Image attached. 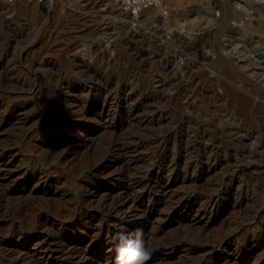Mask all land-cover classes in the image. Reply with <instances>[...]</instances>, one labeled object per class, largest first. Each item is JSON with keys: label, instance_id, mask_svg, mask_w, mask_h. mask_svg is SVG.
I'll use <instances>...</instances> for the list:
<instances>
[{"label": "rangeland", "instance_id": "obj_1", "mask_svg": "<svg viewBox=\"0 0 264 264\" xmlns=\"http://www.w3.org/2000/svg\"><path fill=\"white\" fill-rule=\"evenodd\" d=\"M165 3L0 0V264H264V0Z\"/></svg>", "mask_w": 264, "mask_h": 264}, {"label": "bare ground", "instance_id": "obj_2", "mask_svg": "<svg viewBox=\"0 0 264 264\" xmlns=\"http://www.w3.org/2000/svg\"><path fill=\"white\" fill-rule=\"evenodd\" d=\"M258 2V1H257ZM256 4V3H255ZM260 4H262V3H260ZM258 5H259V2H258ZM148 10H150V9H148ZM208 10V9H207ZM147 10H145L144 12H142L141 14H140V17H142L143 15H145L144 13L146 12ZM123 14V13H122ZM125 15V14H124ZM126 16V15H125ZM242 17V16H241ZM241 17H240V20H241ZM239 18V17H238ZM238 18H236L237 20H238ZM243 18V17H242ZM129 19H131L130 17H129ZM235 19V20H236ZM240 20H238V21H240ZM243 20V19H242ZM244 21H246V20H244ZM136 22V21H135ZM243 22V21H242ZM242 22H241V24H242ZM244 24V23H243ZM251 30V29H250ZM262 30H264V29H262ZM252 31V30H251ZM264 31H261V32H259V35H260V37L262 36V37H264V33H263ZM251 33V32H250ZM215 35V34H214ZM233 45V44H232ZM234 49V48H233ZM223 50V49H222ZM225 50V49H224ZM232 57H235V56H232ZM239 57V56H238ZM241 60V59H240ZM255 61V60H254ZM243 62V61H242ZM254 63V62H253ZM258 63H260V62H258ZM260 65H261V63H260ZM253 66V65H252ZM262 68V67H261ZM254 69V68H253ZM263 70V69H262ZM260 72H261V70H260ZM262 74H264V70H263V72H262ZM262 74H260V75H262ZM258 77V76H257ZM259 78H260V76H259ZM262 78V77H261ZM263 79V78H262ZM2 119V118H1ZM53 128V127H52ZM52 130V129H51ZM165 143H167V141H169L170 142V140H169V138L168 137H166L165 138ZM163 144H164V142H163ZM168 144V143H167ZM176 146V145H175ZM185 153V152H184ZM63 160V159H62ZM158 166V165H157ZM196 166V164H194V166L193 167H195ZM178 167V166H177ZM170 170V169H169ZM173 170H175L174 168H173ZM186 170V169H185ZM52 171V170H51ZM172 172V171H171ZM187 172H188V169L186 170V171H184V175L186 176L187 175ZM191 173H193L192 171H190V174ZM126 177V176H125ZM112 178V177H111ZM122 179V178H121ZM123 180V179H122ZM175 180V179H174ZM187 180V179H186ZM186 180H184L183 179V181H178V179H176V181H174L173 183H169L168 185H166V189H167V187H171V186H173L174 184H176V183H178V182H184V181H186ZM127 181V180H126ZM154 181V180H153ZM198 182V181H197ZM74 186V185H73ZM197 186V185H196ZM154 187V186H153ZM195 187V186H194ZM157 189V188H156ZM159 189V188H158ZM149 190V189H148ZM155 190V189H154ZM147 191V190H146ZM148 192V191H147ZM158 193V192H157ZM90 194V193H89ZM163 194V193H162ZM218 194V193H217ZM148 195V194H147ZM219 195V194H218ZM184 197V196H183ZM211 197V196H210ZM82 198V197H81ZM80 198V199H81ZM91 198V197H90ZM94 198V197H93ZM92 198V199H93ZM79 199V200H80ZM139 199V198H138ZM133 200V199H132ZM208 200V199H207ZM212 200V199H211ZM110 201V200H109ZM216 201V200H215ZM77 202V201H76ZM92 202V201H91ZM106 202V200H104L103 202H102V205H103V208L105 209V213H107L108 215H110V216H117L118 214H126V211H123L125 208H127V209H130V208H132L131 206H133V201H130V199L129 198H127V197H122L121 196V198L119 199V201H117V202H115V203H112V204H110L109 202H108V204H109V206H106V204L107 203H105ZM135 202V201H134ZM189 202V201H188ZM191 202V201H190ZM200 202H202V201H200ZM206 202V201H205ZM209 202H210V200H209ZM78 203H80V202H78ZM81 203H82V201H81ZM87 203V202H86ZM202 203H204V202H202ZM185 204V203H184ZM206 204H207V202H206ZM209 204V203H208ZM216 204V203H215ZM199 205V204H198ZM210 205V204H209ZM105 206V207H104ZM193 205H190V206H188V207H185V208H187V209H189L190 207H192ZM205 206V205H204ZM206 206H208V205H206ZM212 206V205H211ZM99 207H100V205H99ZM213 207V206H212ZM100 208H102V207H100ZM102 208V209H103ZM202 208V207H201ZM133 209V208H132ZM205 209H206V207H205ZM210 209H212L211 207H210ZM209 209V210H210ZM20 210V209H19ZM23 210V209H22ZM101 210V209H100ZM193 210V209H192ZM208 210V209H207ZM50 211V210H49ZM48 211V212H49ZM139 211V210H138ZM146 211V210H145ZM22 212V211H21ZM55 212H56V210H55ZM55 212H54V214H55ZM85 212V211H84ZM19 213V212H18ZM17 213V214H18ZM58 213V211L56 212V214ZM60 213H62V212H60ZM137 213V212H136ZM19 214H21V213H19ZM53 214V213H52ZM63 214V213H62ZM77 214V213H76ZM141 214V213H140ZM139 214V215H140ZM34 215V214H33ZM58 215L59 214H57V217H58ZM64 215V214H63ZM78 215V214H77ZM106 215V214H105ZM138 215V216H139ZM19 216V215H18ZM39 216H40V214H39ZM54 216V215H53ZM62 216V215H61ZM83 216V215H82ZM133 216H135V214H133V210H131V211H128V213L124 216V221H122V222H116V221H114L113 222V225H116V226H121V228H123L122 230H125V229H127V228H129V226H130V224L128 225L127 223H125V222H128L129 220V218H131V217H133ZM145 216V213L142 215V217H144ZM21 217H22V215H21ZM56 217V216H55ZM70 217H72V216H70ZM137 217V216H136ZM62 218H63V216H62ZM80 218V217H79ZM71 219V218H70ZM141 219V218H140ZM72 220V219H71ZM257 220V219H256ZM255 220V221H256ZM24 221V220H23ZM132 221V220H131ZM254 221V220H253ZM258 221V220H257ZM74 222V221H73ZM209 222V221H208ZM253 223V222H252ZM256 223V222H255ZM20 224H22V223H20ZM136 226V225H135ZM210 227V226H209ZM255 227V226H254ZM107 228V227H106ZM113 229H116V228H113ZM130 229V228H129ZM135 229V228H134ZM121 230V231H122ZM108 232V231H107ZM106 232V233H107ZM131 233V232H130ZM135 233V232H134ZM100 234V233H99ZM111 234V233H110ZM114 234V233H113ZM12 235H14V234H12ZM131 235V234H130ZM99 236V235H98ZM15 237H18V235L17 236H15ZM145 237V236H144ZM110 238H112V237H110ZM17 239V238H16ZM61 239V238H60ZM203 240V239H202ZM116 246V245H115ZM104 247V246H103ZM204 247V246H203ZM203 247H202V249H203ZM44 248V247H43ZM201 249V250H202ZM204 251V250H203ZM207 252V251H206ZM205 252V253H206ZM202 254V253H201ZM204 254V253H203ZM112 255V254H111ZM115 255H116V253L115 254H113L112 255V257H111V259H110V262H109V264H115ZM205 255V254H204ZM83 256V255H82ZM81 256V257H82ZM84 257V256H83ZM87 258V257H86ZM208 258V257H207ZM205 260H206V258H205ZM81 261V260H80ZM202 262V261H201ZM203 262H204V260H203ZM200 264V263H199Z\"/></svg>", "mask_w": 264, "mask_h": 264}, {"label": "clouds", "instance_id": "obj_3", "mask_svg": "<svg viewBox=\"0 0 264 264\" xmlns=\"http://www.w3.org/2000/svg\"><path fill=\"white\" fill-rule=\"evenodd\" d=\"M115 264H147L151 252L142 238V230L136 229L134 234L120 231L115 234Z\"/></svg>", "mask_w": 264, "mask_h": 264}, {"label": "built area", "instance_id": "obj_4", "mask_svg": "<svg viewBox=\"0 0 264 264\" xmlns=\"http://www.w3.org/2000/svg\"><path fill=\"white\" fill-rule=\"evenodd\" d=\"M52 2L53 0H37V3L44 4L47 8L51 7ZM112 2L121 13L130 17L132 22L137 21L138 16L148 9H154L158 19L166 18L168 15L165 0H112Z\"/></svg>", "mask_w": 264, "mask_h": 264}]
</instances>
